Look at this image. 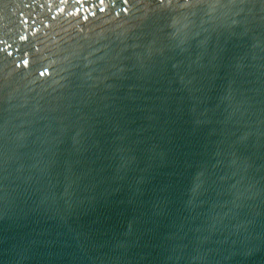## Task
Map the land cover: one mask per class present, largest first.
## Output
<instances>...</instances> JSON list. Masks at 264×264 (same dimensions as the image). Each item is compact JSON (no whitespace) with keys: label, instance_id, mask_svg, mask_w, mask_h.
Here are the masks:
<instances>
[{"label":"water","instance_id":"95a60500","mask_svg":"<svg viewBox=\"0 0 264 264\" xmlns=\"http://www.w3.org/2000/svg\"><path fill=\"white\" fill-rule=\"evenodd\" d=\"M0 264H264V0H0Z\"/></svg>","mask_w":264,"mask_h":264}]
</instances>
